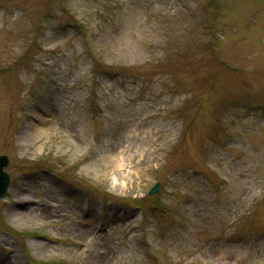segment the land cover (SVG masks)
<instances>
[{"label":"rangeland","instance_id":"1","mask_svg":"<svg viewBox=\"0 0 264 264\" xmlns=\"http://www.w3.org/2000/svg\"><path fill=\"white\" fill-rule=\"evenodd\" d=\"M2 155L0 264H264V0H0Z\"/></svg>","mask_w":264,"mask_h":264},{"label":"bare ground","instance_id":"2","mask_svg":"<svg viewBox=\"0 0 264 264\" xmlns=\"http://www.w3.org/2000/svg\"><path fill=\"white\" fill-rule=\"evenodd\" d=\"M46 132V130L44 129H37V134H44ZM125 158L123 156V154L121 153L120 156H118V160L116 162H114V170L116 171V173H118L119 170H122L123 167L125 166L124 162ZM23 190H20L17 192L16 196H14L12 198V214L14 217L19 218L20 216H22V213L20 212V210L22 209L20 205H22L21 203L27 201V199H23L21 197V193ZM20 201V203H17V201ZM18 209V210H17ZM20 209V210H19ZM21 214V215H20ZM20 219V218H19Z\"/></svg>","mask_w":264,"mask_h":264},{"label":"water","instance_id":"3","mask_svg":"<svg viewBox=\"0 0 264 264\" xmlns=\"http://www.w3.org/2000/svg\"><path fill=\"white\" fill-rule=\"evenodd\" d=\"M7 157L2 156L0 157V198L3 197L5 190L9 185V177L8 174L3 171V167L7 165ZM158 185H155L152 190L150 191L151 194L157 191Z\"/></svg>","mask_w":264,"mask_h":264}]
</instances>
